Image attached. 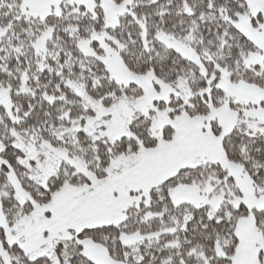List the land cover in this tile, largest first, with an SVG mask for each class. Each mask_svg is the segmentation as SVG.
Returning a JSON list of instances; mask_svg holds the SVG:
<instances>
[{"label":"snow or ice","instance_id":"1","mask_svg":"<svg viewBox=\"0 0 264 264\" xmlns=\"http://www.w3.org/2000/svg\"><path fill=\"white\" fill-rule=\"evenodd\" d=\"M0 264H264V0H0Z\"/></svg>","mask_w":264,"mask_h":264}]
</instances>
